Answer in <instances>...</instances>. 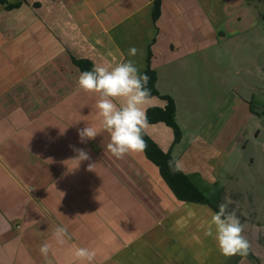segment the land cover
Segmentation results:
<instances>
[{"label":"crops","instance_id":"crops-1","mask_svg":"<svg viewBox=\"0 0 264 264\" xmlns=\"http://www.w3.org/2000/svg\"><path fill=\"white\" fill-rule=\"evenodd\" d=\"M153 2L0 0V264H79L77 247L95 249L94 264H237L243 258L219 252L205 235L213 208L178 201L143 152L116 159L102 130L80 142L78 129L86 123L100 128L97 96L77 89L81 72L71 58L92 65L131 59L142 72L149 49L157 92L173 100L181 139L173 144L172 130L162 123L149 125L144 134L216 211L228 196L229 210L236 209L241 223L246 215L256 216L252 197L240 191L252 183L250 177L230 166L226 145L235 134L220 143L216 131L190 126L207 109L204 100L225 93V79L208 80L210 69L218 70L214 51L236 56L264 42L254 34L264 16L254 0H160L153 23ZM132 46L140 50L135 57L128 55ZM258 56L264 59V45ZM253 57L254 68L244 72L263 82ZM226 94L214 98L213 117L225 111L218 127L238 109L252 124L247 99L232 90ZM195 103L194 116L189 110ZM164 107L153 97L145 109ZM178 111L185 117L178 119ZM73 146L88 152L90 161L70 171L76 167ZM90 162L94 171L87 170ZM57 225L69 229L64 245L53 239ZM248 241V253L262 257L260 247ZM44 242L52 244L47 258L39 252Z\"/></svg>","mask_w":264,"mask_h":264},{"label":"clouds","instance_id":"clouds-1","mask_svg":"<svg viewBox=\"0 0 264 264\" xmlns=\"http://www.w3.org/2000/svg\"><path fill=\"white\" fill-rule=\"evenodd\" d=\"M139 53L140 50L135 46L128 50L130 57ZM149 79L131 59L115 64L109 61L94 63L91 70L82 71L77 80V89L97 96L95 108L100 128L86 123L85 127L78 129L80 142L95 139L102 130L110 137L107 151L116 159L143 152L147 147L143 134L149 126L145 109L151 98L147 87ZM73 150L76 155L70 160L76 162V167L69 169L70 171L77 169L81 162L90 161V156L84 149L73 146ZM169 166L173 167L172 161H169ZM94 167L95 164L90 162L87 170L94 171ZM232 203L231 198L225 196L218 211L208 210L210 219L205 226V235L214 239L223 256L246 257L250 243L243 234L245 226L236 209L229 210ZM53 239L58 245L66 244L71 239L68 227L57 225L53 231ZM51 251L52 244L49 242H44L39 247L40 254L45 258ZM96 255L95 249L87 247H77L74 251L79 264H94Z\"/></svg>","mask_w":264,"mask_h":264},{"label":"rangeland","instance_id":"rangeland-1","mask_svg":"<svg viewBox=\"0 0 264 264\" xmlns=\"http://www.w3.org/2000/svg\"><path fill=\"white\" fill-rule=\"evenodd\" d=\"M259 1V2H257ZM254 5L258 9L259 16H264V0H254ZM259 25L254 31V34L260 35V38H264V19L259 18ZM264 40V39H263ZM264 45V42L259 45L253 44L243 49L240 55L234 56L230 54L227 56L221 52L214 51L217 59L214 60L218 70L210 69V75L208 80L217 81L219 79H225L227 86L223 90L225 93L220 95H213L209 102H204L201 105H206L207 109L199 116L194 123H192L191 130H199L202 133H207L209 130H214L218 133L217 139L221 142H225L234 138V142L226 145L227 151H232L231 165L239 166L243 172L247 174L245 176L250 177L252 183L250 185H243L240 187V191L250 195L252 206L250 210L256 213V216L246 215L244 233L252 241V244L259 246L262 253V257H254L251 253L247 255L249 260L253 264H264V81L261 82L258 75H246L245 70H252L254 68L253 63L249 62V58L253 57V60H257V66L264 71V59L258 56L260 48ZM252 49L253 51H251ZM247 55V61H244L242 56ZM214 58V54L212 55ZM235 62V63H232ZM239 70V75L236 71ZM245 83L250 85L251 88H247ZM256 89L257 91H253ZM234 91L239 96L247 99L251 105L252 111V124L248 120L240 117V109L232 121L228 120L217 125V119L224 115L225 111L222 108L218 111L219 114L213 117L217 103L214 98H222L226 96L227 92ZM254 98L251 99V96ZM200 98H205L206 94L196 95ZM184 107V106H182ZM198 105L195 103L190 107V112L196 115V109ZM189 116V115H188ZM185 114L178 111V119L184 118ZM193 119V116H192ZM233 127V128H232ZM213 131V133H214ZM241 132V133H240ZM212 133V135H213ZM223 144V143H222ZM243 177V176H242ZM244 184V183H243ZM239 191V192H240ZM247 206V205H245ZM244 207V204H243ZM245 235V236H246Z\"/></svg>","mask_w":264,"mask_h":264},{"label":"trees","instance_id":"trees-1","mask_svg":"<svg viewBox=\"0 0 264 264\" xmlns=\"http://www.w3.org/2000/svg\"><path fill=\"white\" fill-rule=\"evenodd\" d=\"M160 16V0H154L153 9L151 14L152 22L155 23ZM151 52L148 49L146 56V67L141 72L146 74L150 79L148 81L147 87L150 89L151 98L158 97L165 102V107L160 108H148L146 110L148 124L153 125L157 123H162L172 130L173 133V144H177L181 139V131L175 120V104L173 100L168 96H161L157 92L156 73L150 68ZM72 64L80 71L91 70L93 67L92 63L88 60H76L71 58ZM143 139L145 140L147 147L143 151L145 157L159 170V174L168 188L171 190L173 195L178 201L184 203H195V204H205L216 209L209 203L208 199L195 188L188 178L180 172L176 167L174 161L169 154L163 153L145 134H143ZM169 161H172L173 167L170 168ZM176 168L177 170H173ZM249 254V253H248Z\"/></svg>","mask_w":264,"mask_h":264},{"label":"water","instance_id":"water-1","mask_svg":"<svg viewBox=\"0 0 264 264\" xmlns=\"http://www.w3.org/2000/svg\"><path fill=\"white\" fill-rule=\"evenodd\" d=\"M237 264H253L248 257L241 258Z\"/></svg>","mask_w":264,"mask_h":264}]
</instances>
